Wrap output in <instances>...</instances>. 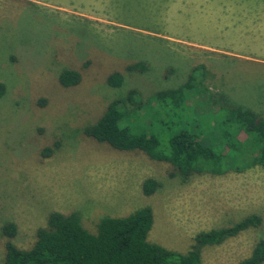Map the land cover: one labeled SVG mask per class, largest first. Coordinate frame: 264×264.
I'll use <instances>...</instances> for the list:
<instances>
[{
	"label": "rangeland",
	"instance_id": "374dc122",
	"mask_svg": "<svg viewBox=\"0 0 264 264\" xmlns=\"http://www.w3.org/2000/svg\"><path fill=\"white\" fill-rule=\"evenodd\" d=\"M137 62L146 70L129 71ZM198 65L210 92L264 116V0H0V263L4 223L27 249L54 211L93 231L149 207L147 240L181 253L199 232L262 216L263 168L183 180L168 163L84 134L129 89L176 88ZM65 69L78 83L60 85ZM147 178L159 184L148 196ZM259 239L264 221L204 247L202 264H236Z\"/></svg>",
	"mask_w": 264,
	"mask_h": 264
},
{
	"label": "trees",
	"instance_id": "16d2710c",
	"mask_svg": "<svg viewBox=\"0 0 264 264\" xmlns=\"http://www.w3.org/2000/svg\"><path fill=\"white\" fill-rule=\"evenodd\" d=\"M129 71H144L137 62ZM204 67H193L176 88L143 96L129 89L110 101L103 114L84 129V134L119 151L138 150L150 159L171 165L173 175L186 180L192 175H223L260 167L264 169V116L234 104L221 93H212L203 83ZM77 71L65 69L59 83H78ZM112 87L122 83L118 72L107 79ZM2 85L0 84V94ZM243 136V137H242ZM158 182L141 184L143 195H152ZM153 221L149 207L133 213L106 216L90 231L77 213L51 212L46 226L38 228L27 249L14 244L17 229L6 222L1 227L4 254L0 264H202V249L220 244L264 221V214L249 215L237 223L197 233L189 249L176 252L147 240ZM264 239L254 244L249 256L236 264H263Z\"/></svg>",
	"mask_w": 264,
	"mask_h": 264
},
{
	"label": "crops",
	"instance_id": "0c3cea01",
	"mask_svg": "<svg viewBox=\"0 0 264 264\" xmlns=\"http://www.w3.org/2000/svg\"><path fill=\"white\" fill-rule=\"evenodd\" d=\"M178 1H186V0H178ZM187 1H192V0H187ZM193 1H196V0H193ZM58 7H60V6L58 5Z\"/></svg>",
	"mask_w": 264,
	"mask_h": 264
}]
</instances>
